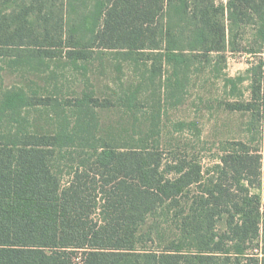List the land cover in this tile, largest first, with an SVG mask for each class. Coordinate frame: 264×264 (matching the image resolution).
Masks as SVG:
<instances>
[{
	"label": "trees",
	"instance_id": "trees-1",
	"mask_svg": "<svg viewBox=\"0 0 264 264\" xmlns=\"http://www.w3.org/2000/svg\"><path fill=\"white\" fill-rule=\"evenodd\" d=\"M99 53L140 87L66 102L71 116L56 113L50 133L33 132L26 113L57 100L0 88V264H264V0H0V77ZM226 53L253 60L222 78L231 94L248 82L249 100L225 107L250 115L249 137L221 143L205 169L181 148L166 155L163 99L179 104L206 69L217 79ZM144 85L146 129L100 136L97 108L133 113L139 127Z\"/></svg>",
	"mask_w": 264,
	"mask_h": 264
},
{
	"label": "rangeland",
	"instance_id": "rangeland-1",
	"mask_svg": "<svg viewBox=\"0 0 264 264\" xmlns=\"http://www.w3.org/2000/svg\"><path fill=\"white\" fill-rule=\"evenodd\" d=\"M225 56V67L217 79L206 69L191 79L179 104L174 105L171 100L163 99L159 132L160 146L166 155H169V150L181 148L196 157L205 169L214 164L221 143L246 141L249 137L250 115L229 112L225 107L228 102L249 100L248 82L237 85V94H231L230 88L225 89L223 86L222 78L244 76L253 60L247 54L226 53ZM137 77L128 64L119 65L107 53H99L90 62L79 63L77 67L67 65L62 60L51 61L50 69L38 75L24 70L4 69L0 88L21 87L39 97L57 100L60 107L56 110L38 106L26 113L33 132L46 134L53 130L56 113L60 117L71 116L66 102L72 103L84 93L91 94L99 102H114L123 92L140 87ZM139 89L140 106L134 113L139 120V127L136 124L135 128L133 124V113L126 114L115 106L97 108L100 136H132L139 129H146V119L151 113L154 97L151 87L144 85ZM66 180L63 177L62 184ZM261 194L264 210V177Z\"/></svg>",
	"mask_w": 264,
	"mask_h": 264
},
{
	"label": "built area",
	"instance_id": "built-area-1",
	"mask_svg": "<svg viewBox=\"0 0 264 264\" xmlns=\"http://www.w3.org/2000/svg\"><path fill=\"white\" fill-rule=\"evenodd\" d=\"M75 262L81 263V256L80 255L77 256V258L75 259Z\"/></svg>",
	"mask_w": 264,
	"mask_h": 264
},
{
	"label": "crops",
	"instance_id": "crops-1",
	"mask_svg": "<svg viewBox=\"0 0 264 264\" xmlns=\"http://www.w3.org/2000/svg\"><path fill=\"white\" fill-rule=\"evenodd\" d=\"M263 205V204H262Z\"/></svg>",
	"mask_w": 264,
	"mask_h": 264
}]
</instances>
